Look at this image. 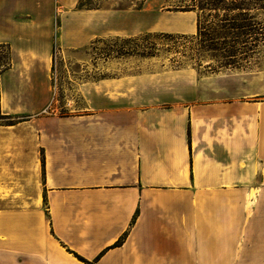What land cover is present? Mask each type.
Returning a JSON list of instances; mask_svg holds the SVG:
<instances>
[{
    "label": "crops",
    "instance_id": "1",
    "mask_svg": "<svg viewBox=\"0 0 264 264\" xmlns=\"http://www.w3.org/2000/svg\"><path fill=\"white\" fill-rule=\"evenodd\" d=\"M78 1L0 0V264H264V62L241 89L85 79L49 111L55 48L196 31L166 0Z\"/></svg>",
    "mask_w": 264,
    "mask_h": 264
},
{
    "label": "rangeland",
    "instance_id": "2",
    "mask_svg": "<svg viewBox=\"0 0 264 264\" xmlns=\"http://www.w3.org/2000/svg\"><path fill=\"white\" fill-rule=\"evenodd\" d=\"M101 2L103 0H82L80 4L83 7H97ZM126 3L129 2H119V5ZM135 3L141 5L142 2L138 0ZM188 3L190 0H166L164 5L178 10L177 6ZM205 12L199 14L203 17ZM157 33L94 37L80 49L61 51L55 48L52 65L55 98L49 111L53 109L65 114L77 110L74 107L81 103L73 90L82 88L85 79L93 83L100 79H113L112 82L118 80L121 88L138 85L142 88L147 83L159 87L179 78H196L205 72L204 60L201 66L195 65L197 55L189 39L170 38ZM198 52L202 54L204 51ZM263 62L264 47L259 57L252 59L245 68L220 70L222 72L215 77L217 82L212 87L241 89L245 69L256 70L262 67Z\"/></svg>",
    "mask_w": 264,
    "mask_h": 264
},
{
    "label": "trees",
    "instance_id": "3",
    "mask_svg": "<svg viewBox=\"0 0 264 264\" xmlns=\"http://www.w3.org/2000/svg\"><path fill=\"white\" fill-rule=\"evenodd\" d=\"M78 1L77 7H83ZM178 10L197 11L196 31L191 35L157 34L187 38L197 55L196 66L204 73L245 68L258 58L264 47V0H190ZM205 12V16L199 13ZM199 50L204 51L198 54ZM206 54V55H205Z\"/></svg>",
    "mask_w": 264,
    "mask_h": 264
},
{
    "label": "bare ground",
    "instance_id": "4",
    "mask_svg": "<svg viewBox=\"0 0 264 264\" xmlns=\"http://www.w3.org/2000/svg\"><path fill=\"white\" fill-rule=\"evenodd\" d=\"M254 192V191H253Z\"/></svg>",
    "mask_w": 264,
    "mask_h": 264
}]
</instances>
